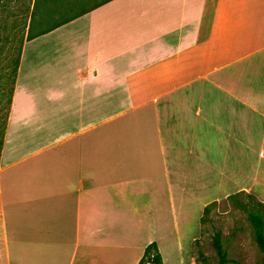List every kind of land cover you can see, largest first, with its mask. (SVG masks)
Listing matches in <instances>:
<instances>
[{
	"label": "crops",
	"instance_id": "crops-1",
	"mask_svg": "<svg viewBox=\"0 0 264 264\" xmlns=\"http://www.w3.org/2000/svg\"><path fill=\"white\" fill-rule=\"evenodd\" d=\"M63 18L18 49L0 264H137L170 235L184 264L207 204L264 201V0H101Z\"/></svg>",
	"mask_w": 264,
	"mask_h": 264
},
{
	"label": "rangeland",
	"instance_id": "rangeland-1",
	"mask_svg": "<svg viewBox=\"0 0 264 264\" xmlns=\"http://www.w3.org/2000/svg\"><path fill=\"white\" fill-rule=\"evenodd\" d=\"M98 1L101 0H0V141L18 49L27 30L30 34L43 30ZM258 206L255 196L247 192L210 204L184 264H218L212 244L216 232L228 258L225 264H261L264 251L251 220V213ZM261 231L264 235V224ZM162 252L163 264H182V253L172 235L162 245Z\"/></svg>",
	"mask_w": 264,
	"mask_h": 264
},
{
	"label": "trees",
	"instance_id": "trees-1",
	"mask_svg": "<svg viewBox=\"0 0 264 264\" xmlns=\"http://www.w3.org/2000/svg\"><path fill=\"white\" fill-rule=\"evenodd\" d=\"M84 10L85 9L81 10L80 12H82ZM80 12L65 16L63 18L62 22L72 18L73 16H75L76 14H78ZM55 25L49 26L43 30H40L39 32H45ZM32 35L33 34L32 33L30 34L27 30V37H31ZM17 62H18V54H17V58H16V63H15V70H16ZM238 193H241V192H236V193L230 194L227 197H232ZM212 203H216V201H212L204 207L203 214L201 215V218H200L201 223L204 220L205 213L208 212L209 205ZM257 204L259 205L258 209L255 211H252L251 220H252V223L256 226V228L258 230L256 238H257V241H258L262 251H264V235H262V231H261L263 228V224H264V201L257 200ZM212 244H213V247H214L215 252L217 254V257H218V264H225L228 261V258L226 256V251L224 250V248L221 245L218 232H216L213 235ZM137 264H162V256H161V254L157 248L155 241H151L146 245V247L144 248L143 254L140 257ZM261 264H264V255L262 257Z\"/></svg>",
	"mask_w": 264,
	"mask_h": 264
}]
</instances>
